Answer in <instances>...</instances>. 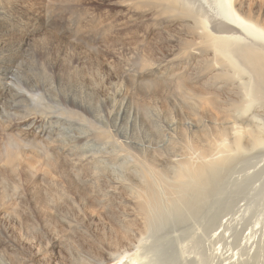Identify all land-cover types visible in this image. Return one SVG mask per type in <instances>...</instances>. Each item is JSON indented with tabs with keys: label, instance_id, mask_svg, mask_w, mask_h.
Returning <instances> with one entry per match:
<instances>
[{
	"label": "rangeland",
	"instance_id": "obj_1",
	"mask_svg": "<svg viewBox=\"0 0 264 264\" xmlns=\"http://www.w3.org/2000/svg\"><path fill=\"white\" fill-rule=\"evenodd\" d=\"M121 2L0 0V45L16 44L21 37L32 39L24 51L12 52L3 48L5 51L0 53L2 65L11 62L6 71L7 82L13 83L23 95L22 98L9 97L5 110L12 115L0 119V131L8 121H17L25 115L29 121L34 119L39 124L46 117L51 118L52 127L63 123L64 136L74 140L69 143L75 152L82 148L86 154L106 155L104 162L108 165L110 156L115 155L114 159L117 157L118 161L105 173L100 185H81L73 178L75 173L69 160L60 157V168L55 167L51 162L59 160L51 161L53 149L50 152L43 144L41 149L18 150L15 153L19 152L17 168L10 170L3 162L6 153L3 133H0V235L29 264H95L96 257L101 255L99 247L117 241L115 236L121 232L118 225L122 213L131 212L127 207L113 209L129 199L126 187L111 193L114 192L112 186H118L121 181L126 186L130 184L126 177H117L115 171L119 165L125 163V174L132 184L139 186V159L143 154L158 153L164 173L171 177L175 160L186 154L185 140L191 138L188 123L192 126L202 121L216 123L221 117L208 99H198L208 91L202 88L201 81L194 80L196 69H188L182 75L186 90L197 96L190 100L194 106L185 109L167 104L177 93L170 85L169 75L181 72L184 67L168 64L178 47L171 43L168 34L179 38L180 29L175 25L169 32L162 33L161 24L158 22L156 28L152 18L148 14L143 16L130 0L129 12ZM149 9L154 12L153 6ZM128 13L130 19H127ZM145 61L150 65L146 66ZM156 69L161 70L157 72ZM163 73L167 74L164 79ZM1 83L0 87L4 85ZM5 92H1L0 106ZM176 112L181 113L182 121ZM92 145L93 149L89 147ZM48 153L49 163L43 160ZM22 167L27 171H22ZM76 168L81 173L84 171ZM230 170L224 174L218 194L207 200L203 214L201 211L187 217L169 236L189 235L197 248L205 245L227 254L231 250V253L244 251L245 254H239L241 259H245V255L248 257L249 252H261L251 263L261 264L260 256L264 253L261 251L264 248V156L249 153L246 160L237 162ZM86 175H81V179L88 180L89 174ZM71 184L75 186L71 188ZM161 199L166 200L165 197ZM109 200H112V208L107 203ZM48 202L49 206L43 205ZM35 207L40 211L44 207V211L56 210L58 217L52 219L50 215L47 219L38 215L33 210ZM55 226H62V230L55 231ZM202 236L201 242L199 237ZM179 245L176 250L179 248L180 251ZM179 251L176 256L182 260L186 255ZM127 252L121 264H129L137 253L133 248H128ZM139 253L144 255L143 264L161 261L154 249Z\"/></svg>",
	"mask_w": 264,
	"mask_h": 264
},
{
	"label": "bare ground",
	"instance_id": "obj_2",
	"mask_svg": "<svg viewBox=\"0 0 264 264\" xmlns=\"http://www.w3.org/2000/svg\"><path fill=\"white\" fill-rule=\"evenodd\" d=\"M130 1L137 9L141 10L143 16L148 14L152 18L156 28L159 22L162 33L169 32L175 25L180 29L179 38L172 33L168 34L171 43L178 44L176 52L168 64L175 68L181 65H184V67L180 70L181 72L169 75L170 85L177 90V93L174 99H169L167 104L172 108L177 106H183L185 109L191 108L193 103L190 100L196 99L197 96L194 97L195 93L193 95L190 93L191 91L186 90L182 75L188 69H196V75L192 73L193 76L195 75L194 80L201 81L202 88L208 91L205 95L201 94L198 99H208L221 117L217 120V124L210 121L207 124V122L202 121L203 123L198 122L197 124L195 122L196 126H192V123L186 125L191 138L186 137V154L184 157L175 160L171 177L164 173L158 153L143 154L139 159V167L137 168L139 186H136L135 183L132 184L125 174L127 172L125 163L122 162L119 165L115 171L117 177L122 179L126 177L130 184L126 186L121 181L122 183H118V186H112L114 192L111 193L113 194L115 191L126 187L129 192V199L122 204L118 203L117 206H113V209L127 207L131 212L122 213V220L118 225L121 232H118L115 236L117 241L114 244L104 245L105 247L102 244L99 247L101 255L96 257L95 264H121L128 253V248H133L137 252L129 264H143L144 255L139 251L142 252L146 249L156 250L158 258L161 260L156 264H216L218 262L222 264H251L252 260L260 255L261 252L258 250V254L248 251V257L245 255V259L244 257L241 259L239 256L242 252L241 249L240 252L231 253L233 251L231 250L230 254H227L219 248L216 250L208 249L205 245L197 248L189 235L179 234L172 237L169 235L175 226L187 217H193L201 211L203 214L207 200L211 195L218 194L224 174L229 172L234 164L246 160L249 153L264 156V0ZM121 6L127 9L128 12L131 9L129 0H122ZM151 6L154 7V12L149 9ZM127 19H130L129 13ZM31 40L21 37L16 44L14 42L1 44L0 53L5 49L12 52L24 51ZM3 48L5 49L2 50ZM16 54L15 52L14 57ZM49 57L48 60H50ZM10 64L11 62L4 65L0 63V82L4 84L0 87V96L1 92L6 91L0 106V119L12 115L5 110L9 97H23L15 89L13 83L7 82L6 71L10 69ZM144 64L146 66L150 65L148 61H145ZM160 70L156 69L157 72H160ZM161 76L162 78L167 77V74L163 73ZM195 104H197V101ZM190 111L193 112L194 110L190 109ZM176 115L180 121L183 120L181 113L176 112ZM27 116L25 115L17 121H8L0 131L4 137H2L4 143H1L4 144V152L6 153V158L3 161L7 167L6 169L14 170L15 166L17 168L18 161L16 158L18 157L16 155L19 152L16 155L15 153L18 150L41 149L43 144L47 145L46 149L49 147L50 152L53 149L54 153L52 160L49 158L50 152L44 158L42 157L43 160L47 163L50 160H59L51 162L57 168H60L58 165V162H61L60 157L63 160H69L75 173L73 178L75 177L74 180L81 185L92 186L96 183L100 185L104 181L103 176H106L105 173L109 172L112 165L118 162L117 157L114 159L115 155L110 156L111 160L108 161L110 163L108 165L104 162L107 160L106 155L86 154L82 152V148V150L79 149L75 152L74 147L69 143H73L74 140L64 136L63 123L60 126L55 124L56 127L55 125L52 127L51 118L46 117L39 124L34 119L29 121ZM178 122L176 127L179 125ZM69 128L71 127L69 126ZM32 132H35L33 137H31ZM29 136L31 139L28 138ZM89 147L92 148L93 145ZM126 159L129 162L127 157ZM24 164L22 163V165ZM127 166H129V163ZM76 167L84 169V171L82 173L76 171ZM21 169L23 171L25 168L22 167ZM21 174L23 175V172ZM84 174H89L88 178H90L88 180L81 179L80 176ZM74 186L75 184H71V188ZM161 197H165L166 200H162ZM109 202L110 200L107 203L112 208V200ZM48 204L49 202L43 205L47 207ZM43 205L41 204L42 207ZM44 208L40 211L35 207L33 210L44 217L50 215L53 216L52 219L58 217V212L55 210L57 207L54 209L55 211L50 210V212L47 209V212L44 211ZM59 210H61L60 207ZM55 229L62 230V226H55ZM199 238L202 242L203 236ZM262 241V244H264V240ZM10 244L4 241L0 235V264H29L25 257L20 256ZM177 244H181L179 245L180 251L179 248L176 250ZM181 250L186 254H183ZM177 251L186 256L179 260L176 256ZM261 251H264V248ZM261 255L262 261L260 263L264 264V253ZM253 263L255 264L254 261Z\"/></svg>",
	"mask_w": 264,
	"mask_h": 264
}]
</instances>
